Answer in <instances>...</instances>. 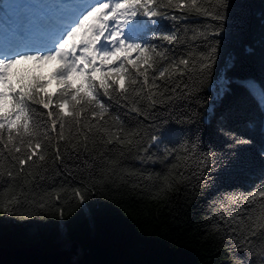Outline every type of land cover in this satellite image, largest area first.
Segmentation results:
<instances>
[{"label":"trees","instance_id":"trees-1","mask_svg":"<svg viewBox=\"0 0 264 264\" xmlns=\"http://www.w3.org/2000/svg\"><path fill=\"white\" fill-rule=\"evenodd\" d=\"M7 1L0 0V30L9 29ZM227 4L223 21L174 11L173 15L181 16L180 21L164 18L152 26L151 35L173 27L205 32L207 40L190 41L187 46L196 51H206L211 44L217 47L213 68L191 96L157 104L147 119L124 107L113 108L129 128L141 127L148 135L159 137L150 149L153 160L162 159L166 148L173 155L163 163H142L136 156L147 154L138 153L134 147L129 150L124 146L123 156L109 151L104 159L119 163L118 174L123 179L97 183L83 203L61 202L65 209L62 218L55 207L47 212L22 209L14 215L0 211V247L36 246L52 251L61 248L59 241L65 231L80 250L73 264H239L244 259L259 264L256 252L262 243L260 237L252 238V251L240 247L231 231L234 225L219 216L222 212L226 217L233 211L240 215L250 212L255 219L254 210L258 208L250 204L242 212L243 202L228 204L225 196L237 190L253 191L264 177V0H227ZM214 31L219 35L213 36ZM143 41L161 43L147 34ZM186 50V45H180L172 54ZM52 67L54 63L49 70ZM221 77L226 85L219 95L215 87ZM52 86L50 90L54 82ZM180 92L177 89L176 95ZM148 143L146 135L144 144ZM193 143L201 158L209 156L208 170L200 169L204 179L174 183L153 198L156 187L162 186L159 178L178 171L191 174L195 157L188 161L191 166L183 169L182 148ZM95 148H101L99 142ZM69 151L74 159L66 163L77 177H69L72 186H79L80 178H86L89 172L100 176L102 161L95 150ZM50 160L51 153L46 156V162ZM85 161L93 167L87 168ZM173 164H177L176 169ZM54 169L61 175L56 176ZM129 172L135 175H127ZM65 175L64 165L48 164L46 179L37 178L31 191L51 192L64 182ZM148 175L153 181L145 179ZM11 191L12 182L5 176L0 180V195H10ZM221 202L225 208H220Z\"/></svg>","mask_w":264,"mask_h":264},{"label":"snow or ice","instance_id":"snow-or-ice-1","mask_svg":"<svg viewBox=\"0 0 264 264\" xmlns=\"http://www.w3.org/2000/svg\"><path fill=\"white\" fill-rule=\"evenodd\" d=\"M227 7V0H80L48 49L0 52V180L7 176L12 182L11 194L0 195V211L14 215L22 209L47 212L55 207L62 218L65 209L61 202L83 203L97 183L123 179L118 174L119 163L104 159L109 151L123 156L124 146L129 150L134 147L138 153L147 154L136 156L142 163H163L172 156L166 148L162 159L153 160L150 149L159 137L148 135L141 127L129 128L113 108L124 107L147 119L157 104L191 96L213 68L217 47L211 44L206 51H196L187 46L190 41L207 40L205 32L173 27L151 35L152 26L164 18L180 21L181 16L173 15L174 11L223 21ZM146 34L161 43L144 42ZM212 35L218 36L219 32ZM180 45H186L187 50L173 55V49ZM53 63L55 67L49 70ZM53 82L55 87L50 90ZM177 89H181L180 96L176 95ZM146 135L150 142L147 145ZM97 142L100 149L95 148ZM197 147L193 143L182 148L183 169L187 170L191 166L188 161L195 157L196 167L191 174L170 172L159 178L162 186L156 187L153 198L174 183L204 179L200 169L208 170L209 156L201 158ZM69 149L76 153L95 150L102 161L100 176L89 172L86 178H80L79 186H72L69 177H77L66 163L74 159ZM49 153L51 160L46 162ZM57 162L64 165V182L51 192L31 191L37 178L46 179L48 164L55 166ZM84 163L89 169L93 167ZM171 167L176 169L177 164ZM55 175L61 173L55 171ZM145 179L151 182L153 176ZM254 189L248 193L237 190L225 200L233 205L243 202L242 212L246 205H257L255 219L253 213L240 215L235 211L227 217L222 212L219 219L234 225L231 231L237 235L239 246L249 251L252 238L260 237L262 243L256 255L259 264H264V177ZM225 206L220 203V208ZM239 264L250 262L244 259Z\"/></svg>","mask_w":264,"mask_h":264},{"label":"rangeland","instance_id":"rangeland-1","mask_svg":"<svg viewBox=\"0 0 264 264\" xmlns=\"http://www.w3.org/2000/svg\"><path fill=\"white\" fill-rule=\"evenodd\" d=\"M79 3L80 0H8L7 20L10 30L0 31V52L48 49L52 40L61 34L65 22L71 19ZM245 84L250 86L251 82ZM225 85V79L221 77L215 87L219 95ZM59 244L61 248L72 246L65 231Z\"/></svg>","mask_w":264,"mask_h":264},{"label":"water","instance_id":"water-1","mask_svg":"<svg viewBox=\"0 0 264 264\" xmlns=\"http://www.w3.org/2000/svg\"><path fill=\"white\" fill-rule=\"evenodd\" d=\"M79 247L76 243L68 248L45 251L36 246L20 248L0 247V264H73Z\"/></svg>","mask_w":264,"mask_h":264},{"label":"bare ground","instance_id":"bare-ground-1","mask_svg":"<svg viewBox=\"0 0 264 264\" xmlns=\"http://www.w3.org/2000/svg\"><path fill=\"white\" fill-rule=\"evenodd\" d=\"M24 51V50H23ZM23 51H21V52H23Z\"/></svg>","mask_w":264,"mask_h":264}]
</instances>
